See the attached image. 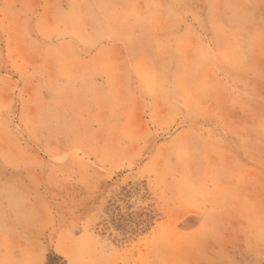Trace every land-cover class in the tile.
Instances as JSON below:
<instances>
[{
	"label": "rangeland",
	"instance_id": "1",
	"mask_svg": "<svg viewBox=\"0 0 264 264\" xmlns=\"http://www.w3.org/2000/svg\"><path fill=\"white\" fill-rule=\"evenodd\" d=\"M0 264H264V0H0Z\"/></svg>",
	"mask_w": 264,
	"mask_h": 264
}]
</instances>
